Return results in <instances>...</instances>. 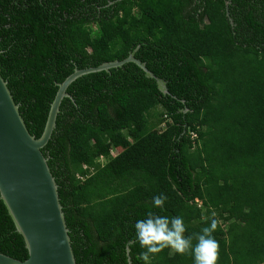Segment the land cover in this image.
<instances>
[{"label": "trees", "instance_id": "1", "mask_svg": "<svg viewBox=\"0 0 264 264\" xmlns=\"http://www.w3.org/2000/svg\"><path fill=\"white\" fill-rule=\"evenodd\" d=\"M134 49L168 93L132 61L82 74L41 148L76 264H145L134 225L149 210L186 236L215 214L217 264H264V0H0V74L36 138L75 68ZM0 252L28 257L1 199Z\"/></svg>", "mask_w": 264, "mask_h": 264}, {"label": "water", "instance_id": "2", "mask_svg": "<svg viewBox=\"0 0 264 264\" xmlns=\"http://www.w3.org/2000/svg\"><path fill=\"white\" fill-rule=\"evenodd\" d=\"M131 51L121 60L77 69L58 84L43 131L35 137L28 131L6 80L0 74V199L22 236L28 257L19 260L0 252V264H76L58 185L41 148L55 127L56 115L67 86L82 74L132 61L145 76L154 78L157 88L168 93L166 81L157 77ZM128 264H132L128 257Z\"/></svg>", "mask_w": 264, "mask_h": 264}, {"label": "clouds", "instance_id": "3", "mask_svg": "<svg viewBox=\"0 0 264 264\" xmlns=\"http://www.w3.org/2000/svg\"><path fill=\"white\" fill-rule=\"evenodd\" d=\"M162 125V124H161ZM190 139L195 141L197 133L189 131ZM111 155L117 154L116 147L111 150ZM167 197L158 195L153 197V205L163 209ZM213 218L208 226L203 227L200 233H193L186 236L187 231L184 220L180 216L167 217L153 213L149 210L146 218L138 219L134 225L135 239L141 249L140 253L145 264H148L151 257L161 253L165 249L184 256L191 255L193 264H217L219 258V243L213 237L217 230L219 221ZM197 242L193 245V240Z\"/></svg>", "mask_w": 264, "mask_h": 264}]
</instances>
